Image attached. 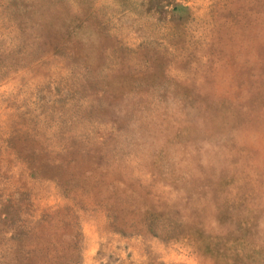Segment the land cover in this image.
Here are the masks:
<instances>
[{
  "label": "rangeland",
  "instance_id": "1",
  "mask_svg": "<svg viewBox=\"0 0 264 264\" xmlns=\"http://www.w3.org/2000/svg\"><path fill=\"white\" fill-rule=\"evenodd\" d=\"M0 264H264V0H0Z\"/></svg>",
  "mask_w": 264,
  "mask_h": 264
}]
</instances>
